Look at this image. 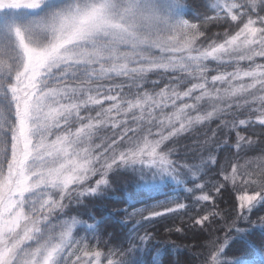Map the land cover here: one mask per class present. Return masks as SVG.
<instances>
[{"label":"snow or ice","instance_id":"snow-or-ice-1","mask_svg":"<svg viewBox=\"0 0 264 264\" xmlns=\"http://www.w3.org/2000/svg\"><path fill=\"white\" fill-rule=\"evenodd\" d=\"M216 121L182 159L179 138ZM123 176L130 200L172 193L129 216L195 207L174 231L207 233L198 264H264V0H0V264H103L100 244L144 264L139 222L105 241L80 211Z\"/></svg>","mask_w":264,"mask_h":264},{"label":"trees","instance_id":"trees-1","mask_svg":"<svg viewBox=\"0 0 264 264\" xmlns=\"http://www.w3.org/2000/svg\"><path fill=\"white\" fill-rule=\"evenodd\" d=\"M189 2L194 8H199L203 3V0H189ZM209 27L213 33L219 30L214 25H209ZM150 78L156 79L155 76ZM217 123H219V121H216L207 127L199 128L191 134H185V136L179 138L177 148L180 152L181 158L186 159L187 162H198L201 151L198 141H202L205 138V134L211 136V129H215ZM254 131L259 133V127L257 126ZM242 134L247 135L248 133ZM234 138L235 133H233V139ZM220 158L221 163H223L224 154H221ZM240 163H244V160H241ZM114 179L116 182L113 185V190L106 193L104 199L85 201V206L80 209V211L91 213L97 219H100L101 217L104 218L105 224L102 226L106 229L104 240L106 241L111 235H116L119 238L126 237L129 235L133 226L137 225L139 222V235H144L146 231L152 235L149 244L141 245L142 254L140 258L144 261V264H152L158 251H161L163 255L157 261V264H177V261H179L180 264H198L197 255L201 250L195 247V245L198 243H204L207 233L197 239L193 238V232L177 233L174 231V229L180 226L182 222L191 223L188 220V217L195 214V207H192L191 210L188 211L181 209L177 213H169L167 214V217H155L151 222L142 220L140 215L129 216L126 212L132 213L136 209L151 207L156 204L157 201H165L169 196H172V193L168 189H162L160 192L150 194L141 192L138 195H135L134 200H130V195L139 191L136 188L135 181L131 176L116 177ZM207 180L208 177L206 176L205 181ZM236 194L237 193H232L230 196L228 193H225L223 199L219 202L220 208L225 212H229ZM150 195L154 197V199H149ZM179 202L185 204L189 203L184 199L183 195L179 197ZM130 204L134 206L129 207ZM169 206L173 205L170 204ZM73 207H75V205H73ZM156 210L162 209L157 208ZM144 215H147V212H144ZM83 218L87 219L86 216ZM217 219L220 218L217 217ZM253 219H255V217H253ZM221 224H223L222 220ZM220 226L221 225L218 224L211 225L213 238L218 236L220 240L223 241L225 236L228 235L230 242L231 240L237 239L234 234H228L226 228L224 231H215V229ZM169 228H172L173 231L169 232ZM81 235H83V233H81ZM91 246H96L95 240H92L90 247ZM98 247L99 250L105 253L101 259L103 264H106V257L109 248L116 250L115 246L109 245L108 247H105L103 244H100ZM231 256L232 252L229 250L228 258H231Z\"/></svg>","mask_w":264,"mask_h":264}]
</instances>
